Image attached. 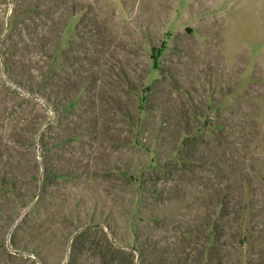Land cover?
Returning <instances> with one entry per match:
<instances>
[{"label":"rangeland","instance_id":"1","mask_svg":"<svg viewBox=\"0 0 264 264\" xmlns=\"http://www.w3.org/2000/svg\"><path fill=\"white\" fill-rule=\"evenodd\" d=\"M0 264H264V0H0Z\"/></svg>","mask_w":264,"mask_h":264},{"label":"trees","instance_id":"2","mask_svg":"<svg viewBox=\"0 0 264 264\" xmlns=\"http://www.w3.org/2000/svg\"><path fill=\"white\" fill-rule=\"evenodd\" d=\"M162 52V50L160 48H154L153 50V56L152 58L154 59V62H153V67L154 69H157L159 66H158V55ZM146 99L145 96L142 97V100ZM211 238V236H209V239ZM208 239V241H210ZM207 249V248H206Z\"/></svg>","mask_w":264,"mask_h":264}]
</instances>
